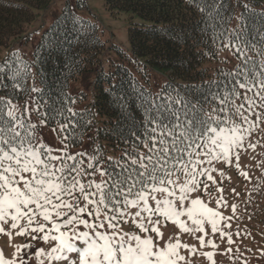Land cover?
I'll list each match as a JSON object with an SVG mask.
<instances>
[{"label": "snow or ice", "instance_id": "1", "mask_svg": "<svg viewBox=\"0 0 264 264\" xmlns=\"http://www.w3.org/2000/svg\"><path fill=\"white\" fill-rule=\"evenodd\" d=\"M199 10L219 23L227 8L224 0H211ZM212 31L223 37L235 67L198 86V101L148 94L141 124L120 133L126 146L118 156L92 136L84 147L92 121L67 96H50L35 83H13L8 97L0 96V235L27 241L10 256L0 248V264H191L181 250L194 256L197 249L182 242L183 234L213 250L219 234L228 245L222 254L232 253L233 235H240L231 223L238 205L228 204L214 173L239 169L242 154L264 148L256 138L264 133V33L253 43L244 29L221 24ZM54 46L47 38L38 48ZM19 56L12 53L5 65ZM0 88H8L2 79ZM17 91L25 93L23 103L13 102ZM239 175L251 179L247 171ZM169 221L180 231L165 238ZM215 254L199 253L217 264ZM259 254L264 258V250Z\"/></svg>", "mask_w": 264, "mask_h": 264}, {"label": "trees", "instance_id": "2", "mask_svg": "<svg viewBox=\"0 0 264 264\" xmlns=\"http://www.w3.org/2000/svg\"><path fill=\"white\" fill-rule=\"evenodd\" d=\"M51 3L52 0H0V46L9 47L14 41L28 43L34 31L43 27L39 18ZM205 3L211 0H106L111 10L130 13L133 17L128 28L131 52L117 47L123 60L114 62L110 71L98 73L91 100H87L86 93L71 95L69 88L72 81L99 63L106 43L100 26L79 16L67 3L40 35L31 58L18 51L19 58L5 65L6 58L17 52L13 50L0 61V79L8 85L0 88V96L8 97L13 83L31 88L32 82L50 96H67L74 110L89 113L86 118L92 124L85 131V137L92 133L106 152L118 156L126 146L119 138L120 133L135 130L141 124L148 94L175 97L179 93L198 101L201 99L198 86L223 79L221 71L233 69L228 67L232 53L223 49L222 36L214 37L213 27L217 32L221 24L224 29H244L253 43L258 32L264 33L261 15L264 0H240L239 3L224 0L227 11L222 12L219 23L215 15L209 19L199 10ZM240 16L243 20L236 18ZM47 38L54 39L55 46L38 48ZM157 70L163 71L166 80L158 91H153L151 80ZM14 71L19 72L15 81L12 80ZM17 97L18 101L24 100L25 93L17 91Z\"/></svg>", "mask_w": 264, "mask_h": 264}, {"label": "rangeland", "instance_id": "3", "mask_svg": "<svg viewBox=\"0 0 264 264\" xmlns=\"http://www.w3.org/2000/svg\"><path fill=\"white\" fill-rule=\"evenodd\" d=\"M67 3L79 16L91 19L100 26L102 38L106 43V48L100 55L99 63L92 70L84 72L78 79L72 81L69 88L71 95L79 96L86 93L87 100H91L94 95V85L98 73L101 70L110 71L114 62L117 63L123 60L117 47L125 52H131L128 28L133 17L130 13L111 10L106 4V0H52L49 7L42 11V16L38 17L39 24L43 23V27L34 31L28 43L23 44L21 41H14L9 47L0 46V61L13 50L19 51L24 57L31 58L40 35L53 23ZM236 63L237 60L233 55L228 58V67L234 68ZM165 80L166 76L162 70L154 72L151 80L153 91H158ZM33 84L34 82H32V86ZM35 85L38 87L36 83ZM23 101L15 102L23 103ZM88 136L94 137L92 133H89L85 137L84 147H88ZM256 138L264 143V133L257 134ZM44 139L49 143L54 142L52 134L47 132L44 134ZM95 140L96 143L101 145L98 139ZM107 154L113 155L112 152H107ZM240 163L241 167L239 169L235 166L223 169V176L219 175V171L214 173L217 180L222 182L218 186L224 189L223 196L228 204L236 203L238 205L231 223L233 233L239 230L240 235H233V240L236 243L231 245L232 253L222 254L225 253L228 245L226 242H220L219 234L212 237L220 244V247L215 250L210 247L201 249L198 241L183 234L180 237L182 242L195 245L197 249L194 256L186 250H181L186 259H190L191 264H212V261H207L206 258L199 255L201 251H214L216 253L214 260L217 264H244L245 258L249 260L250 264H264V258L259 254L260 250H264V148L258 146L255 152L242 154ZM244 171L248 172L251 179L246 180L239 175ZM232 188H235L236 192L239 193L238 197L230 191ZM215 191L214 188L213 192L215 193ZM210 206L215 207L216 205L213 203ZM220 211L225 216L233 215L230 207L227 210L221 207ZM206 230H210V226L206 225ZM162 231L165 238H167L169 235H175L180 230L178 226H173L172 222L169 221L167 227L162 228ZM24 243H27V241L23 238L13 237L12 240H9L6 235H0V248H3L6 256L13 253L14 245ZM31 264H36V261L33 259Z\"/></svg>", "mask_w": 264, "mask_h": 264}]
</instances>
